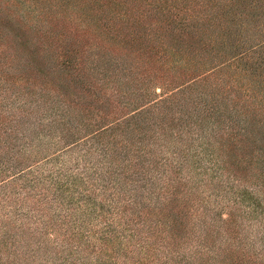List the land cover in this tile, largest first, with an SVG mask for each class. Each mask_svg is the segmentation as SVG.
<instances>
[{
    "label": "trees",
    "instance_id": "trees-1",
    "mask_svg": "<svg viewBox=\"0 0 264 264\" xmlns=\"http://www.w3.org/2000/svg\"><path fill=\"white\" fill-rule=\"evenodd\" d=\"M18 1L25 4L23 0ZM89 1L95 7L102 8L99 12H94L97 8H90L93 11L90 13L99 15L102 21V12L106 7L104 1ZM192 1L201 9L209 7L203 21L208 18L213 21L212 24L238 28L245 34L250 0H217L214 12L209 11L213 0ZM209 1L210 4L207 3ZM28 6L39 8L36 4ZM83 13L88 26H91L87 18L89 14ZM166 23L167 28L165 25L160 27L168 31L159 34L157 41L149 47L150 53L156 55L162 52L174 58V70H177L176 64L179 62L191 63L198 56L205 57L208 48L198 33L209 28L202 29L196 25L186 27L183 21H179L177 27L169 20ZM101 26L110 30L104 21ZM113 31L119 33L117 29ZM131 34L129 39L133 41ZM245 36L235 43L233 49L226 50L228 53L224 56L228 58L223 56L225 61L222 63L201 74L197 73V69L182 73L184 79H189L186 83H193L187 94L191 89L192 92L197 91L195 98L198 102L203 101L202 110L207 112L211 107L216 113L215 117L224 113L219 107L220 102L209 99L207 95L199 96L202 89L199 85L203 87L205 83L200 84L198 80H205V75L219 73L221 67H229L234 59H238L241 69L250 74ZM71 51V45L65 43L62 54L65 58L61 63L65 67L73 66L78 77L80 68L74 67ZM239 62L235 66L239 67ZM147 63L150 64V61ZM252 66L253 71L261 73L262 63L259 59ZM207 68L208 65L204 70ZM4 80L0 81V89ZM257 88L260 106L264 110V82L261 78L258 79ZM176 92L171 90L152 100L144 98L146 95L143 93L139 94L143 98L140 107L109 123H105L101 117H90V123L86 122L88 118L76 121L71 104L65 103L61 107L54 104L51 111L40 112L48 123L42 122L38 116L32 122L27 109L12 108L11 103H7L4 96L1 97L0 112L4 106L9 108L0 115V240H3L0 244L4 245L9 238L17 243L3 263L221 264V255L228 258L229 264H264V193L263 196L257 195L258 198L252 193L249 195V201L254 206L246 207L245 215L254 222L240 236L232 218L220 217L219 222L213 215V207L205 209L203 205L201 210L203 201L193 200L197 197L195 190L198 185H190V175H181L184 169L186 174L189 172L190 163H197L195 160L189 163L187 151H178L171 161L165 158L158 162L157 156L153 157V153L142 144L140 136L137 141L129 139L123 142L120 149L115 151L118 140H115L114 134L139 130L137 121L140 119H158L159 123L180 119L179 110L185 111L182 101L188 97L181 99L170 96ZM155 102L158 104L149 106ZM151 109H155V113ZM120 113L121 109L115 112L116 116ZM174 113L178 116L175 117ZM243 115L241 111L227 113L221 119L247 122L256 129H262L264 118L258 120L254 116L252 122H248ZM243 123L240 125L246 130ZM170 127L164 128L161 124L159 140L167 142L170 139ZM83 132L86 134L81 136ZM51 137H54L53 142L49 141ZM105 138L107 141L102 140ZM221 147L222 144L219 145L220 151ZM232 154L227 156L232 157ZM187 162L188 166L185 167ZM71 167H75V170ZM158 168H161V172ZM164 169H171L175 177L162 171ZM190 216L198 222H193L189 230L185 220ZM18 237L22 240L20 245ZM217 238L223 244L219 250L214 249L213 239ZM190 240L193 241L191 245L188 244ZM180 248L186 250L180 252Z\"/></svg>",
    "mask_w": 264,
    "mask_h": 264
},
{
    "label": "rangeland",
    "instance_id": "rangeland-1",
    "mask_svg": "<svg viewBox=\"0 0 264 264\" xmlns=\"http://www.w3.org/2000/svg\"><path fill=\"white\" fill-rule=\"evenodd\" d=\"M23 1L25 4L18 0H0V81L5 79L0 98L4 96L12 108L27 109L32 122L38 116L42 122L48 123L40 112L51 111L52 105L61 107L65 103L71 104L76 121L88 118L86 122L90 123V117H101L105 123H109L140 107L143 98L139 94L142 93L146 95L144 98L149 97L147 100L159 98L171 90L177 91V94L170 96L181 99L188 97L182 101L185 111L179 110L180 119L174 118L170 123H159L158 119H140L137 121L139 130L114 134L115 140H118L114 149L118 151L123 142L129 139L137 141L140 136L142 144L153 153V157L157 156L158 162L165 158L171 161L178 151H187L189 163L194 160L197 163H190L189 172L186 174L184 169L181 175H190V185H198L195 190L197 197L193 200L203 201L201 210L203 205L205 209L213 207V215L219 222L220 217L232 218L241 236L248 225L254 222L245 215L246 207L254 206L249 201V195L252 193L258 198L264 193V137L261 136H264V125L260 130L247 122L221 118L227 113L240 111L248 122H252L254 116L258 120L264 118L257 88L258 79L264 82V0H250L245 34L238 28L212 24L213 21L208 18L203 21L209 7L201 9L192 0H166L165 3L158 0H102L106 5L102 21L99 15L90 13L93 12L91 7L97 8L94 12L102 8L95 7L89 0ZM215 1H212L213 6L209 11L216 10ZM98 2L101 3V0ZM207 3L210 4V1ZM33 4L39 10L28 6ZM83 11L89 14L87 18L91 26L84 19ZM168 20L176 27L179 21H183L186 27L196 25L202 29L209 28L198 33L208 48L205 57L198 56L191 63L179 62L176 64L177 70H174V58L162 52L156 55L150 53L149 47L157 41L159 34L168 31L160 27L166 26ZM103 21L110 30L101 26ZM98 25L100 28H97ZM113 29L119 33L115 34ZM129 33H132L133 41L129 39ZM244 35L248 48L246 59H250L251 65L250 74L244 68L241 69L238 59H234L229 67H221L219 73L203 74L206 79L198 80L200 84L205 83L203 87L199 85L202 88L199 96L207 95L209 99L220 102L219 107L224 113L215 117L216 113L211 107H208L207 112L202 110L203 101L198 102L195 98L197 91L192 92L191 89L190 94H187L193 83H186L189 79H184L182 73L197 69V73L201 74L222 63L225 61L223 56L228 53L226 50L233 49ZM65 43L71 45L70 55L73 54L74 67L80 68L78 77L73 66L65 67L61 63L65 58L62 56ZM257 59L262 63L260 74L253 71L252 65ZM238 62L239 67L235 66ZM207 65L208 68L204 70ZM155 92L158 94L155 95ZM154 104L158 103L149 106ZM7 108L2 107L0 115ZM120 109L122 113L116 116L115 112ZM151 111L155 113L156 110ZM173 115L178 116L177 113ZM241 123L246 130L241 127ZM161 124L164 128L171 126L168 133L172 134L167 142L159 140ZM85 134L83 132L81 136ZM102 140L107 141L106 138ZM49 141L53 142L54 137ZM231 153L232 157H228ZM184 166H188V162ZM71 169L74 171L75 167ZM158 169L161 172V168ZM162 171L175 177L171 169ZM195 221L198 222L192 216L187 217L186 228L190 230L189 227L192 228ZM18 239L20 245L22 240ZM213 241L215 250L223 247L218 238ZM192 243V240L188 241L189 245ZM16 244L10 238L9 241L5 240L4 245L0 244V264H7L3 263V259ZM178 250L182 252L186 248ZM219 256L221 264H229L228 258Z\"/></svg>",
    "mask_w": 264,
    "mask_h": 264
}]
</instances>
